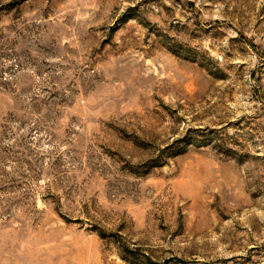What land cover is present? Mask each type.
I'll use <instances>...</instances> for the list:
<instances>
[{"label":"rangeland","instance_id":"1","mask_svg":"<svg viewBox=\"0 0 264 264\" xmlns=\"http://www.w3.org/2000/svg\"><path fill=\"white\" fill-rule=\"evenodd\" d=\"M152 263L264 264V0H0V264Z\"/></svg>","mask_w":264,"mask_h":264},{"label":"trees","instance_id":"2","mask_svg":"<svg viewBox=\"0 0 264 264\" xmlns=\"http://www.w3.org/2000/svg\"><path fill=\"white\" fill-rule=\"evenodd\" d=\"M180 263H182L183 261H179ZM152 264H157V263H152Z\"/></svg>","mask_w":264,"mask_h":264}]
</instances>
